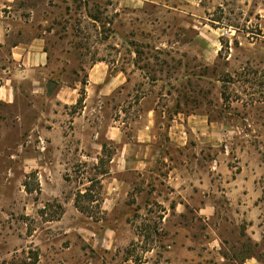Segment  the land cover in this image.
Instances as JSON below:
<instances>
[{
	"label": "rangeland",
	"instance_id": "1",
	"mask_svg": "<svg viewBox=\"0 0 264 264\" xmlns=\"http://www.w3.org/2000/svg\"><path fill=\"white\" fill-rule=\"evenodd\" d=\"M114 1L16 0L4 9L0 81L11 78L17 97L0 102V264H264V0H229L208 14L225 35L211 66L181 48L175 56L146 49L190 40L186 17L162 14L158 33L148 36L160 12L147 5L116 17ZM35 39L47 63L34 80L14 78L11 46ZM100 62L132 75L133 89L177 91L184 114L215 125L210 142L191 129L181 133L180 174L192 186L180 195L189 202L180 214L161 209L153 192L164 188L136 179L114 210L104 209L102 170L84 157H95L114 116L111 100H85ZM67 88L77 90L76 104L55 100Z\"/></svg>",
	"mask_w": 264,
	"mask_h": 264
},
{
	"label": "crops",
	"instance_id": "2",
	"mask_svg": "<svg viewBox=\"0 0 264 264\" xmlns=\"http://www.w3.org/2000/svg\"><path fill=\"white\" fill-rule=\"evenodd\" d=\"M16 0H0V45L7 40L8 24L4 17L5 11ZM229 0H115L112 8L116 17L119 12L129 10L130 14L140 13L147 5L154 7L160 16L155 17L146 29L147 35L158 33L157 28L163 23L164 15L174 14L179 18L184 16L183 30L193 32L190 40L180 43V38L175 41L158 40L146 43L147 50L168 51L170 55H178L180 48L186 54L193 55L199 64L214 65L220 55L221 38L224 35L221 28L214 27L217 21L208 18L217 6H223ZM259 8L258 12H263ZM120 13V14H121ZM149 19L152 15H148ZM264 18V16H263ZM4 19V20H3ZM154 20V21H153ZM149 23V21H147ZM169 30V29H168ZM163 34V31H159ZM132 48L131 43L118 44ZM170 58V57H169ZM170 58L180 67V58ZM10 60L16 68L13 77L19 75L34 80L32 75L47 63V56L42 51L40 41L35 39L29 43H15L11 46ZM179 76V72L175 74ZM130 76L121 70L112 73L108 65L100 62L92 67L89 73L90 95L86 103L96 95L103 103L104 99L112 102L113 118L103 135V143L98 144L95 157L84 155L86 159L94 160V166L102 170L98 174L103 184L105 199L104 209L114 210L120 200L132 192L136 184L130 180L147 181V184L155 183L154 189L164 188L162 192L154 190L158 194V204L165 211H176L180 214V207L187 209L189 202L182 201L180 195L184 194L191 184L183 174H180V139L186 143V135L181 134L188 129L197 136L214 134L215 125L205 116L200 114L186 115L180 110V95L177 91H146L131 88ZM23 77V78H24ZM145 80V79H143ZM149 80V78L147 79ZM178 82L180 79H174ZM151 86L163 83L162 77L150 80ZM149 85V84H145ZM133 87H135L133 85ZM16 92L11 86V78L0 81V102L14 104ZM55 100L65 105L76 104L79 97L76 89H63L55 94ZM86 110L78 114L79 120L84 118ZM200 138V137H199ZM113 144L114 151H109L108 146ZM83 158V157H82ZM149 180H152L148 182ZM205 207L200 211H205ZM167 216V215H166ZM252 259V258H251ZM250 258L243 264H253ZM219 264V263H211Z\"/></svg>",
	"mask_w": 264,
	"mask_h": 264
},
{
	"label": "water",
	"instance_id": "3",
	"mask_svg": "<svg viewBox=\"0 0 264 264\" xmlns=\"http://www.w3.org/2000/svg\"><path fill=\"white\" fill-rule=\"evenodd\" d=\"M57 87V83L56 82H50L49 85H48V91L49 93H52L53 90Z\"/></svg>",
	"mask_w": 264,
	"mask_h": 264
},
{
	"label": "trees",
	"instance_id": "4",
	"mask_svg": "<svg viewBox=\"0 0 264 264\" xmlns=\"http://www.w3.org/2000/svg\"><path fill=\"white\" fill-rule=\"evenodd\" d=\"M136 52L138 53V51H136ZM160 54H162V52H161ZM160 54H159V55H160ZM222 96H223V99H224V101L226 102L228 98H227V97H225V95H224V94H222Z\"/></svg>",
	"mask_w": 264,
	"mask_h": 264
}]
</instances>
